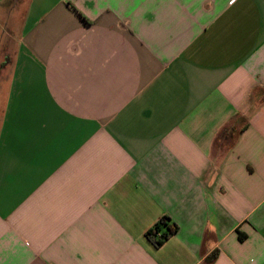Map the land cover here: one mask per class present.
<instances>
[{"label":"crops","instance_id":"obj_1","mask_svg":"<svg viewBox=\"0 0 264 264\" xmlns=\"http://www.w3.org/2000/svg\"><path fill=\"white\" fill-rule=\"evenodd\" d=\"M0 264H264V0H0Z\"/></svg>","mask_w":264,"mask_h":264},{"label":"trees","instance_id":"obj_2","mask_svg":"<svg viewBox=\"0 0 264 264\" xmlns=\"http://www.w3.org/2000/svg\"><path fill=\"white\" fill-rule=\"evenodd\" d=\"M177 230L178 226L169 217H163L148 231L147 237L155 247L160 248Z\"/></svg>","mask_w":264,"mask_h":264}]
</instances>
